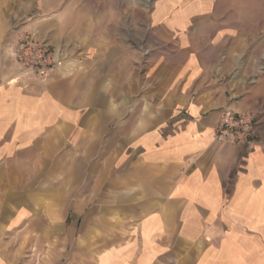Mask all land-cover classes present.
<instances>
[{
  "label": "crops",
  "instance_id": "0c3cea01",
  "mask_svg": "<svg viewBox=\"0 0 264 264\" xmlns=\"http://www.w3.org/2000/svg\"><path fill=\"white\" fill-rule=\"evenodd\" d=\"M223 1L155 0L137 58L105 43V63L45 81L10 46L39 15L58 29L59 2L0 11V241H62L73 214L74 264H264V131L216 140L223 111L248 109L214 68Z\"/></svg>",
  "mask_w": 264,
  "mask_h": 264
},
{
  "label": "rangeland",
  "instance_id": "374dc122",
  "mask_svg": "<svg viewBox=\"0 0 264 264\" xmlns=\"http://www.w3.org/2000/svg\"><path fill=\"white\" fill-rule=\"evenodd\" d=\"M1 1L0 11L8 12L5 6L11 4L12 10L20 14L34 4V16L42 5V0ZM54 1L61 6L58 29L42 35V17L39 15L29 22L35 23V27L16 31L11 46L26 31L33 32L51 47L49 38L51 41L54 38L60 46L53 47L59 53V66L85 60L93 65L105 63L102 54L107 50L99 48L105 43H113L114 49L122 43L129 44L131 59L148 48L151 40L149 14L155 0H51L50 3L53 5ZM221 4L222 13L226 16L221 19L220 28L228 34L215 52L218 59L214 68L231 86L235 97L246 103L248 109L237 112L254 115L258 134L260 128L264 131V0H224ZM118 57L120 55L114 58L118 60ZM115 63L120 65L121 62ZM75 221L73 214L68 215L65 229L61 231L63 240L59 242L23 241L20 237L12 240L9 235H3L0 264H46L52 259L57 261L53 264H74L75 242L66 240L64 235L77 232L75 224L78 222ZM26 228L28 226L19 227L17 234L25 233ZM32 232L34 235L43 233L37 228Z\"/></svg>",
  "mask_w": 264,
  "mask_h": 264
},
{
  "label": "built area",
  "instance_id": "2783aa9c",
  "mask_svg": "<svg viewBox=\"0 0 264 264\" xmlns=\"http://www.w3.org/2000/svg\"><path fill=\"white\" fill-rule=\"evenodd\" d=\"M10 49L20 74L32 80H46L59 65L58 51L31 31L20 34ZM256 138V119L252 113L222 112L216 132L218 142L250 145Z\"/></svg>",
  "mask_w": 264,
  "mask_h": 264
}]
</instances>
